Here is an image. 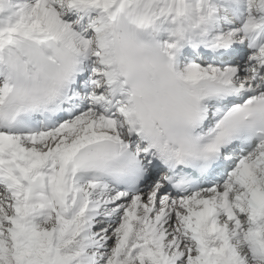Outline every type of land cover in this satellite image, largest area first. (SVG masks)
Masks as SVG:
<instances>
[{"label": "snow or ice", "instance_id": "obj_1", "mask_svg": "<svg viewBox=\"0 0 264 264\" xmlns=\"http://www.w3.org/2000/svg\"><path fill=\"white\" fill-rule=\"evenodd\" d=\"M0 264H264V0H0Z\"/></svg>", "mask_w": 264, "mask_h": 264}]
</instances>
